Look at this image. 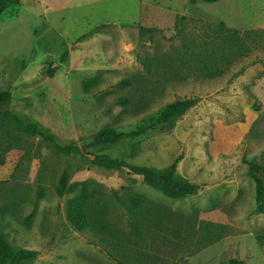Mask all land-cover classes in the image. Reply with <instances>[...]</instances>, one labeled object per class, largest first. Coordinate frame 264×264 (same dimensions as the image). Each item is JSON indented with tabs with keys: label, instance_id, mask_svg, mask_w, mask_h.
<instances>
[{
	"label": "rangeland",
	"instance_id": "1",
	"mask_svg": "<svg viewBox=\"0 0 264 264\" xmlns=\"http://www.w3.org/2000/svg\"><path fill=\"white\" fill-rule=\"evenodd\" d=\"M220 23L240 40L221 36ZM0 90L12 94L2 109L79 147L105 127L131 131L169 103L199 100L169 134L96 150L159 170L181 156L176 175L201 186L192 197L168 199L133 172L96 170L90 156L65 157L38 137L4 144L0 232L17 250L37 253L20 264H118L110 254L121 251L119 239L134 247L117 203L125 191L186 217L195 230L167 244L145 234L138 244L152 255L142 264H264V213L244 163H264V0H11L0 16ZM17 166L23 177L13 181ZM63 171L70 185L93 192L97 220L85 231L66 220L75 192L57 195Z\"/></svg>",
	"mask_w": 264,
	"mask_h": 264
},
{
	"label": "trees",
	"instance_id": "2",
	"mask_svg": "<svg viewBox=\"0 0 264 264\" xmlns=\"http://www.w3.org/2000/svg\"><path fill=\"white\" fill-rule=\"evenodd\" d=\"M206 3H216L220 0H203ZM11 0H0V16L8 9ZM221 36L228 40H240L239 32L226 27L220 23L217 27ZM141 31L151 35L154 30L150 28H141ZM183 71L186 74L192 72L190 62H180ZM145 68H150L149 62H143ZM171 69L172 66L168 65ZM204 69L208 71V67L204 65ZM54 68L47 69V76H54ZM95 82L86 84V89ZM128 80H122L119 84H128ZM12 94L8 90H0V151L6 152L9 146L17 136L24 135L29 137H38L43 142L51 146L56 152L65 157L75 154L78 156H90L89 165L103 172H113L127 170L133 172L138 177L145 180L146 184L154 190L162 193L165 197L171 200H178L186 197L197 195L201 186L189 183L188 181L176 175L177 165L181 160V156L174 160L165 169H155L149 167L135 166L127 163L119 157H113L99 150L102 147L119 144L124 141L133 140L146 135L151 131H158L169 134L175 128L177 121L186 114L190 109L198 103L197 98L178 99L166 105V107L156 116L151 118L145 124L136 127L131 131H117L110 127H105L98 131L90 144L81 147L76 145L63 146L59 144L56 138L45 133L37 124L27 123L22 121L13 112L2 109L11 101ZM128 99L120 98L118 103L122 106L128 104ZM247 165V175L254 185V202L257 212L264 213V163L256 159L244 160ZM4 164V158L0 157V166ZM22 171L20 166H17L12 174V180L18 181L22 179ZM57 195L63 197L68 191L75 192V196L66 206V220L70 226L82 232L92 227L97 220V214L92 209L93 192L90 191L86 183L69 184V176L66 171H63L57 183ZM119 208L127 217L128 228L134 236L132 239L134 245H130L129 237H122L115 247H119L121 251L115 250L110 255L118 264H142L152 252L139 247L138 240L143 239L146 234L149 241H159L167 244L169 238H179L191 236L194 233V226L190 225L187 218L180 215H175L173 212L166 210L162 205L149 201L146 197L135 195L125 191L117 198ZM17 205V204H15ZM162 235V237L160 236ZM173 244V243H172ZM191 244V242H190ZM190 244L186 247H189ZM178 249V248H177ZM183 251H188L184 249ZM187 253V252H186ZM37 257L34 251H21L9 244L5 235L0 232V264H20L24 262H32ZM228 264H244L242 260L232 259Z\"/></svg>",
	"mask_w": 264,
	"mask_h": 264
}]
</instances>
